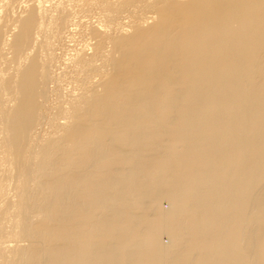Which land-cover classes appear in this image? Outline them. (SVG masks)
Instances as JSON below:
<instances>
[{"label":"bare ground","instance_id":"6f19581e","mask_svg":"<svg viewBox=\"0 0 264 264\" xmlns=\"http://www.w3.org/2000/svg\"><path fill=\"white\" fill-rule=\"evenodd\" d=\"M0 264H264V0H0Z\"/></svg>","mask_w":264,"mask_h":264},{"label":"rangeland","instance_id":"374dc122","mask_svg":"<svg viewBox=\"0 0 264 264\" xmlns=\"http://www.w3.org/2000/svg\"><path fill=\"white\" fill-rule=\"evenodd\" d=\"M162 204H163V206H165V207L168 206V204L166 203L165 200L162 201ZM163 237H164V240H166V241L168 240V238H167L165 235H164Z\"/></svg>","mask_w":264,"mask_h":264}]
</instances>
